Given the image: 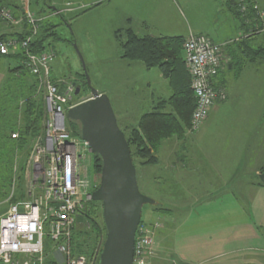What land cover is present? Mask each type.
Returning a JSON list of instances; mask_svg holds the SVG:
<instances>
[{
    "label": "rangeland",
    "instance_id": "rangeland-1",
    "mask_svg": "<svg viewBox=\"0 0 264 264\" xmlns=\"http://www.w3.org/2000/svg\"><path fill=\"white\" fill-rule=\"evenodd\" d=\"M92 1L95 0H25V3L22 4L24 11L21 16L17 17L12 12L13 19L21 18V21L17 20L18 23H13L0 20V24L14 27L13 25L20 26L25 23L24 38L29 35L32 27V24L24 20L26 12H29L35 18L37 32L40 30L39 24L41 20L47 24H54L55 27L52 30L62 40L52 41L50 39L53 45V49L48 50L53 54L50 62V79L54 78V81L62 79L71 83H79L78 74L83 72V62L92 87L96 90L106 91L118 126L120 129L128 131L127 128L136 125L143 113L153 110V107L160 99L167 98L170 95V89L167 85V80L161 76L157 67L147 69L141 62L120 59V47L114 36V31L119 26H125L121 25V19L125 14H130L134 17L146 16L150 19L154 18L156 27L162 24L166 29L165 23L173 26L177 23L179 17L170 4V0H166V3L165 0H96L99 3L94 4L91 3ZM257 1L264 8V0ZM4 3L7 4V8L11 11L14 9L13 3ZM176 3L182 8L180 0H176ZM51 6L59 7V10L51 12ZM194 6L197 7L198 11L196 14L201 17L200 20L203 25L210 28L219 24H226L224 10H220L221 6H218L216 0H205L204 3ZM61 9L62 11H60ZM185 10L186 12L184 10L183 12L187 13V16L189 14L192 21L195 18V13L192 16L188 7ZM59 13L62 16H59ZM259 26H262L261 31H264V17L263 23H259ZM134 32L140 35L143 34L142 31ZM153 32L155 34L171 35L177 34L179 31ZM13 64H15L14 60L0 56V84L5 77L8 66ZM236 71V68L225 70L218 77L219 79H224L226 89L224 90L225 93L227 91L228 97L224 101L216 102V107H219L222 112L216 113L212 122L214 124L211 135L213 153L218 152L221 147L223 148L224 142H234V140L242 139L243 136L249 134L247 130L250 127L247 126L245 130L244 125L246 121L250 122L254 117L244 112L247 110L246 108H264V78L263 84L258 90L262 97L257 101L259 105H249L251 104L249 91L239 89L238 84L231 77ZM37 92L41 93L43 97L42 91ZM78 96L77 100L82 102L90 97V92L83 90L80 91ZM45 113L46 111L44 112L42 124H40V132L31 139V145L27 151V158L24 163V180L18 181L17 179L22 184L18 185L16 181L11 186V193L12 191L15 194L24 193L23 199L33 200L37 195L41 194L40 174L34 173L30 152L34 141L43 134L44 128L42 127ZM66 123L68 126V119H66ZM74 124L79 125L77 121ZM200 127L192 131L190 126H188L186 129L187 133H184L183 136L187 135V139L196 138ZM239 129L242 132L235 131ZM175 139L181 138L175 137ZM213 139L215 140L214 144ZM78 154L81 155L79 158L81 172L89 178L97 179V175L94 174L92 169L94 154L89 151L88 146L85 149L79 147ZM22 156V154L18 153L13 157L11 171L16 173V175L19 174V160ZM134 165L140 192L154 200L153 204H144L141 209V218L145 224H157L153 233L152 246L155 254L152 264H180L172 255L171 237L172 230L185 214L183 210L188 208L190 204L188 202L189 198L186 199L184 195L182 197L172 195V191L178 192L179 186L175 182H171L170 179H163V169L160 177L155 176L156 173L159 175L160 165L143 166L139 163V159H135ZM199 179L203 181L201 175H193V182L198 180V182L202 183ZM94 181L97 182L95 179ZM11 193L9 192V196ZM192 199L194 198H190V201ZM7 200L8 196L5 199H0V215L4 214L8 209L9 203ZM161 209H165V211ZM78 226L82 227L83 225L79 224ZM85 227H88V225Z\"/></svg>",
    "mask_w": 264,
    "mask_h": 264
},
{
    "label": "crops",
    "instance_id": "crops-1",
    "mask_svg": "<svg viewBox=\"0 0 264 264\" xmlns=\"http://www.w3.org/2000/svg\"><path fill=\"white\" fill-rule=\"evenodd\" d=\"M216 1L226 15L224 25L210 28L203 25L194 5L205 0H180L182 8L176 0H170L179 17L173 26L165 23L167 29L162 24L156 27L154 18L125 14L121 19V25L125 26L116 29L131 27L133 31L150 36L186 37L189 32L205 35L222 45L223 65L215 78V85L225 89V81L218 78L219 74L236 68V73L231 75L234 82L239 89L249 91V105H259L257 101L262 97L258 90L263 84L264 59L252 58L248 52L250 48H264V31L259 26L264 15L258 17L249 8L245 14L238 15L231 0ZM252 1L264 12L257 0ZM4 2L13 3L12 12L17 17L23 14L25 0H0V5L7 7ZM187 7L192 16L195 13L192 21L185 13ZM13 26L0 24V35L14 38L23 34L25 23ZM153 31L179 32L164 35ZM160 74L163 77L161 71ZM97 91L106 94L105 90ZM217 103L212 106L196 138L187 139L185 135L181 139H165L156 153L157 162L151 165L161 166L159 175L156 173L155 176L160 177L163 169V179H170L179 186L178 192L172 191L173 196L189 198L190 204L183 210L185 214L172 230V255L180 264H264V187L258 185L259 168L264 163V108H246L244 112L254 117L244 125L245 130L250 127L249 134L234 142H224V147L213 153L212 122L216 113L222 112L216 107ZM235 131L242 132L241 129ZM195 174L201 175L205 182L201 179L202 183L193 182ZM192 197L194 199L190 201Z\"/></svg>",
    "mask_w": 264,
    "mask_h": 264
},
{
    "label": "built area",
    "instance_id": "built-area-1",
    "mask_svg": "<svg viewBox=\"0 0 264 264\" xmlns=\"http://www.w3.org/2000/svg\"><path fill=\"white\" fill-rule=\"evenodd\" d=\"M237 1L239 13L245 14L250 7L258 17L264 15L252 0ZM34 19L29 12L24 14V20L32 24L24 39H0V55L22 49L26 66L38 80L37 91L43 93L44 131L34 141L30 152L34 173L40 174L41 194L33 200H18L0 215V264H98L103 239L99 240L91 256L74 255L71 251L77 218L86 211L90 193L96 186L94 179L82 173L80 168L78 150L79 147L87 148V144L73 136L66 123L67 109L81 101L74 94L75 83L50 79L52 52L27 50L28 43L37 33ZM0 20L18 23L17 20L22 19L14 20L12 11L0 5ZM183 49L195 100L189 124L193 131L203 124L214 103L226 98L224 88L215 85L223 65L222 45L205 35L189 32ZM156 227V223H139L137 226L133 264H152ZM46 238L51 242L49 248L45 244Z\"/></svg>",
    "mask_w": 264,
    "mask_h": 264
},
{
    "label": "trees",
    "instance_id": "trees-1",
    "mask_svg": "<svg viewBox=\"0 0 264 264\" xmlns=\"http://www.w3.org/2000/svg\"><path fill=\"white\" fill-rule=\"evenodd\" d=\"M232 3L236 13L241 14L237 11L238 1L231 0ZM249 9L255 12L252 8L249 7ZM58 10L59 7L55 6L51 12ZM59 16L62 15L59 13ZM39 27L37 35L27 45V50L33 53L52 50V41L62 40L52 30L55 27L54 24H47L41 20ZM24 35L25 33L18 34L15 38L20 40L24 38ZM114 36L119 43L120 59L141 62L147 69L157 67L167 80L170 89L169 97L159 100L153 110L143 113L136 125L127 128L128 131L121 129L129 145L133 163L135 159H139L141 165L151 166L157 162L156 153L165 139L182 138L189 126L190 116L195 106L190 89V75L184 61L183 45L186 37L139 35L131 27L116 29ZM2 38H6L5 35H0V39ZM249 51L252 58L264 59V48H250ZM0 56L15 61V64L8 66L0 84V199L8 196L9 207L24 197L23 192L15 194L10 190L17 179L18 181L24 180L27 151L30 148L31 139L40 132L45 103L41 93L37 92L36 76L26 66L24 51L17 49ZM78 75L80 81L75 83L76 87H79L80 91H89L84 72ZM68 122L72 135L81 138L80 126L75 125L73 120L68 119ZM13 133L17 134L16 137L11 136ZM18 153L23 156L19 160V174L16 175L11 171V164L14 155ZM101 163V158L94 154L92 169L97 175V179L94 178L97 180L95 188L99 183ZM260 174H264V164L260 168ZM21 184L18 182V185ZM258 185L264 187V180H259ZM86 206V211L77 221V226L82 224L84 227L78 226L79 228L76 227L72 232L71 251L74 255L91 256L99 240L104 239L105 235L101 203L89 200ZM140 223H144L142 218ZM86 225L88 227H85ZM45 244L47 248L50 247L51 242L48 238Z\"/></svg>",
    "mask_w": 264,
    "mask_h": 264
},
{
    "label": "water",
    "instance_id": "water-1",
    "mask_svg": "<svg viewBox=\"0 0 264 264\" xmlns=\"http://www.w3.org/2000/svg\"><path fill=\"white\" fill-rule=\"evenodd\" d=\"M82 68L90 97L67 109L66 118L79 123L81 139L102 161L98 186L90 193L92 201L101 203L105 227L98 264H133L134 237L141 209L154 200L138 188L129 145L108 96L92 87L83 62ZM79 91L76 87L74 94L78 95ZM259 178L263 181L264 174Z\"/></svg>",
    "mask_w": 264,
    "mask_h": 264
},
{
    "label": "bare ground",
    "instance_id": "bare-ground-1",
    "mask_svg": "<svg viewBox=\"0 0 264 264\" xmlns=\"http://www.w3.org/2000/svg\"><path fill=\"white\" fill-rule=\"evenodd\" d=\"M95 189V188H94ZM79 218V217H78ZM78 218H77V221H78ZM102 247V246H101Z\"/></svg>",
    "mask_w": 264,
    "mask_h": 264
}]
</instances>
